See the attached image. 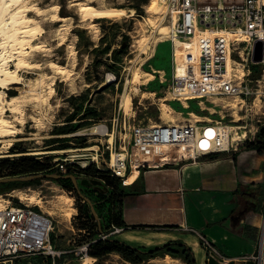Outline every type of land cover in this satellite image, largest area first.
Returning a JSON list of instances; mask_svg holds the SVG:
<instances>
[{"label":"rangeland","instance_id":"obj_1","mask_svg":"<svg viewBox=\"0 0 264 264\" xmlns=\"http://www.w3.org/2000/svg\"><path fill=\"white\" fill-rule=\"evenodd\" d=\"M157 1L162 4L158 15L148 11L154 0H26V4H35L45 10V16H37L33 11L26 13L28 17L37 21V26L42 31L31 44H42L47 50L31 51L27 54V59L38 63L39 68L21 71L24 82L32 84L41 79L43 83L37 87V91L46 96L48 95L46 84L49 82V76L53 74L47 67L48 62L53 61L66 66L69 73L66 77L55 74L52 82L54 91L48 96V103L33 102L30 96L26 98L22 106L24 123L19 125L21 131L11 136L0 137V147L3 146L4 151L18 152L48 150L55 147L69 149L96 144L103 145L105 149L109 137L98 132L88 133L90 132L88 129L103 123L110 130L112 119L116 118L113 140L117 151L118 135L123 137L125 134V141L130 137L128 125H146L170 119L181 123L195 122L194 114L201 117L202 121L196 122L199 125L214 121L219 122V125H237L239 128H232L231 134L240 135V140L248 143L264 142V63L247 60L244 73H248L246 83L250 93L242 100L232 96L201 100L173 98L170 93L174 73L171 18L165 4L161 0ZM78 3L89 7V16L82 17L79 14ZM52 5H58V14L65 18L64 21H50L49 8ZM61 24H64V29L59 35L58 28ZM163 26L168 27L167 33L160 34ZM181 45L184 49L191 46L192 52L195 48L194 43L188 41H181ZM28 50L30 51V48ZM175 50H178L176 45ZM177 59L181 61V55H178ZM13 63L14 61H10L9 66L13 67ZM184 64L189 65L185 69V74H191L194 66L192 62L186 59ZM137 71L139 81L135 82L133 75ZM147 73L152 75L150 80L147 79L150 77L146 75ZM184 77L186 76L178 79V82L180 83ZM8 87L16 94L19 92L28 94L26 90L29 85L15 84ZM123 94L131 96L128 108L122 104ZM8 96L6 91V97ZM163 103L169 106L165 113L161 110ZM70 114H74L75 119L71 124H65L66 117ZM4 115L13 120V115L9 111H5ZM123 116L126 121L125 130L122 128ZM208 119L210 121H206ZM62 125L67 127L70 134L75 132L77 134L71 137L58 136L57 130ZM60 137L64 141L62 145L52 146L53 139ZM8 142L11 143L9 146ZM235 149L234 146L231 151ZM130 152L131 147L128 150V153ZM67 153L73 155L79 151ZM140 154L144 157L157 158L177 155L172 150L159 148L142 150ZM139 155L137 152L132 160L139 159ZM91 156L90 154L88 157ZM44 157L35 156V159L39 161L48 159V164L54 163L53 156ZM100 165L105 167L103 164ZM135 165H138L137 161ZM8 173L10 172L2 171V174ZM74 176L78 189L74 188L70 178H40L35 184L0 194V207L9 198L13 205L25 203L51 217L53 243L57 249L63 251L54 264H129L116 253L104 257L89 255L87 245L98 237L101 230L109 227L110 217L116 215L120 200L116 190L112 186H107L101 177ZM83 178L97 179L101 183L97 186L82 184ZM122 183L120 180L118 189H122ZM22 195H34L35 200L29 203L26 199H20ZM67 198L71 200L67 202ZM85 198L91 203L97 218L92 214L91 206ZM82 226L86 228H81ZM110 237H113L112 234ZM5 264L48 262L43 256L24 255ZM140 264L184 263L180 258L174 257L166 261L164 255Z\"/></svg>","mask_w":264,"mask_h":264},{"label":"built area","instance_id":"obj_2","mask_svg":"<svg viewBox=\"0 0 264 264\" xmlns=\"http://www.w3.org/2000/svg\"><path fill=\"white\" fill-rule=\"evenodd\" d=\"M171 18V33L173 54L175 40H189L194 43L185 48L182 60H189L194 65L193 75L184 77L179 83L176 77L177 61L172 56L173 79L171 94L173 98L208 99L211 97H239L241 100L249 93L244 73L247 60H252L253 46L256 41L262 42V60L264 63V0H161ZM197 37V41H196ZM191 51V52H190ZM249 70H247L248 72ZM241 72V73H240ZM114 80V79H113ZM9 87L2 88L8 91ZM117 119H112L109 128L98 123L104 132H98L109 138L114 134ZM125 117L122 128L125 130ZM219 122H206L199 125L196 122L160 121L153 124L128 125L130 137L125 141L118 135V150L114 140H107L105 149L97 145L94 151H85L87 147H76L79 153L69 155L59 154L54 157L50 169L56 173L67 174L68 170L75 172L90 164L106 171L109 175L121 179L127 176L132 158L142 150H154L162 147L174 151L180 159L195 161L198 158L234 148L232 141L224 146ZM210 127L212 133L207 134ZM122 129H120L121 131ZM114 138V135H113ZM131 147V152L128 153ZM225 148V149H223ZM114 151V152H113ZM92 152L96 154L94 159ZM116 154L117 164L110 165L112 154ZM92 155L90 158L89 155ZM121 155H125L123 158ZM140 156V155H139ZM99 158V160L97 159ZM87 160V161H78ZM103 164L105 167L101 166ZM121 171L119 172V167ZM71 175V174H69ZM1 196V195H0ZM121 226L112 225L107 233L100 234L102 239L121 231ZM197 233L207 256L217 259L221 264H228L230 259L222 254L208 239ZM52 219L49 215L30 207L25 203L13 205L7 198L0 207V264L12 262L24 255H43L55 259L63 251L57 249L51 241ZM259 248L258 264H264V255ZM54 264V262H53Z\"/></svg>","mask_w":264,"mask_h":264},{"label":"crops","instance_id":"obj_3","mask_svg":"<svg viewBox=\"0 0 264 264\" xmlns=\"http://www.w3.org/2000/svg\"><path fill=\"white\" fill-rule=\"evenodd\" d=\"M156 159L147 166L139 164L141 157L138 165L132 161L121 179L124 225L113 238L143 248L178 241L190 249L195 264H221L207 256L189 227L229 257L228 264H258L259 248L264 255V151L235 149L195 161Z\"/></svg>","mask_w":264,"mask_h":264},{"label":"bare ground","instance_id":"obj_4","mask_svg":"<svg viewBox=\"0 0 264 264\" xmlns=\"http://www.w3.org/2000/svg\"><path fill=\"white\" fill-rule=\"evenodd\" d=\"M26 0H0V137L5 136H11L14 135L17 132L21 131V127L19 125H22L24 123V115H23V109L22 106L25 103V100L28 96L32 98L33 102H47L48 96L50 93L54 91V88L52 86V82L54 80V76L61 75L63 77H66V75L69 73V70L66 68V66L59 65L53 61L48 62L47 67L52 70L53 74L49 76V82L46 84L48 87V95L43 96L39 91H37V87L42 85L43 81L41 79H38L34 81V83H25L24 78L21 74V71H24V69H37L39 68L38 63L30 62L27 59V54L31 51H44L47 50L44 48L42 44L36 43L31 44L33 39L38 38L39 35H41V30L37 26V21L35 19H32L27 16L28 11H33L37 16H45V10L36 6L35 4H26ZM162 5V4H161ZM160 2L157 0L152 2L151 6L148 8V11L151 14L158 15L161 10ZM78 12L82 17L89 16L90 11L89 7L82 3H78ZM163 7V6H162ZM50 16L49 19L52 22H59L64 21L65 18L61 17L58 14V5H52L49 8ZM95 17V16H94ZM64 24L58 28L59 35L62 34V30L64 29ZM167 26H163L160 29V34L167 33ZM160 39V38H159ZM158 40V39H157ZM181 41H188L189 40H175L174 41V48L175 45L178 47V50L174 52L173 55H175L176 61L178 63L176 68V77L177 80L180 79L182 76H190L193 75L195 72L194 66H192L191 74L186 75L185 69L189 67V65L184 64V61H179L177 59L178 55H183L184 48L181 45ZM197 41V37H196ZM157 42V41H156ZM30 48V51L28 50ZM179 51V53H178ZM172 55V56H173ZM14 61L13 67L9 66V62ZM194 69V72H193ZM189 72V69L187 70ZM139 72L137 71L133 75V81L138 82L139 81ZM146 75H149L150 77L147 78L148 80L151 79L152 75L150 73H147ZM29 85V88L26 90V93L19 92L16 95L8 96L6 97V93L4 89L9 85ZM136 91L138 88L135 89ZM31 100V99H30ZM48 103V102H47ZM131 103V96L128 94H123L122 96V104L125 106V108H128ZM162 113H165L168 111L169 106L166 103L162 104ZM170 110V109H169ZM9 111L13 115V120L8 119L4 112ZM195 122H200L201 117L194 114ZM167 121H171L167 120ZM173 121V120H172ZM206 121H210L209 119ZM19 123L18 125L16 123ZM239 128V126H232V125H218V129L221 132L222 140L224 143V146L228 142H237L241 139L240 135L233 133L231 134L232 128ZM88 133H96V132H104L105 130L101 128H92L88 129ZM212 133V129L210 127L207 129V134L210 135ZM77 134L71 133L67 136H74ZM109 142L113 141V135L108 139ZM11 143L8 142L7 145L9 146ZM85 151H94L97 149L96 144H89L85 146ZM3 146L0 147V158L5 157H18L23 155H43V154H51V153H67L71 151H80L77 148H65L62 150H29V151H18V152H11V151H4ZM159 149H163L162 147H158ZM225 149V148H223ZM71 150V151H70ZM142 153V152H141ZM94 159H96V154L92 153ZM141 155V154H140ZM125 155H121L123 158ZM117 164V158L116 154H112V159L110 162V165H116ZM119 172L121 171L120 166ZM1 199V196H0ZM20 199H26L29 203H33L35 200L34 195H22ZM71 199L67 198V202H69ZM1 201V200H0ZM39 202V200H37ZM64 214V213H63ZM68 215V214H66ZM171 258V256L166 255V261H168Z\"/></svg>","mask_w":264,"mask_h":264},{"label":"trees","instance_id":"obj_5","mask_svg":"<svg viewBox=\"0 0 264 264\" xmlns=\"http://www.w3.org/2000/svg\"><path fill=\"white\" fill-rule=\"evenodd\" d=\"M137 13H140V12H137ZM7 92L9 96H13L16 94L14 91H10V90H8ZM66 118L67 120L65 124H71V122L75 119V115L70 114ZM69 132L70 131L67 129V127L65 125H62V127L58 128L57 135L68 137L67 135L70 134ZM63 142L64 141L61 137L55 138L53 139V143L51 145L61 146ZM234 146L236 149H256L259 152L264 151V142H260V141H257L255 143H248L247 141L239 140L234 144ZM56 148L60 149L62 147L50 148L48 150H53ZM13 149L14 147H12L11 150ZM216 154H211L208 156L212 157V156H215ZM35 156H40V155H23V156H19L15 158H1L0 159V178L7 177V176L29 175L32 173H46V172L53 171L50 168L54 163L48 164L47 163L48 159L46 161H39L35 159ZM41 156H45L44 158H48L51 156H53V158L55 157V155H41ZM139 157H141L142 159V160H139V164L140 165L143 164V166H147L146 164L153 162L156 156H145L144 157L143 155H141ZM177 157L178 156L175 155V158ZM171 158H174V157H160V158H157L156 160L159 162H166ZM77 168L78 170H76L75 172L68 170L66 175L71 174L73 176L82 175L85 177H96V176L101 177L102 179L105 180L107 186H112L113 189L116 190L118 194L117 195L118 199L120 200L116 215L110 217L109 227L105 230H101L99 232L98 237L93 242L87 245L89 249V255L93 257H104L111 253H116L129 264H140L143 261H147L155 257H162L164 255H169L174 258H180L184 264H195L193 255L190 249L186 247L183 243L178 242V241H169L155 248H143V247H135V246L128 245L113 237H110V235L102 239L100 237V234L107 233L110 230L112 225L114 226L124 225V222L122 220L121 200L126 195V193L123 191V189H118V184L121 178L111 176L106 171L97 169L94 166V164H90L86 168H80L78 166ZM2 171H8L10 173L2 174ZM58 174H61V173H58ZM65 179H69V178H65ZM39 180L40 178H35L32 180L23 181V182L10 181V182L0 183V194L7 192L8 190L14 189V188L35 184ZM81 228H86V227L82 226ZM51 241L53 243L52 232H51ZM34 256H43V255L39 254V255H34ZM43 257L47 259L48 264L50 263L53 264V262L59 258L57 257L52 260V258L48 256H43Z\"/></svg>","mask_w":264,"mask_h":264},{"label":"water","instance_id":"obj_6","mask_svg":"<svg viewBox=\"0 0 264 264\" xmlns=\"http://www.w3.org/2000/svg\"><path fill=\"white\" fill-rule=\"evenodd\" d=\"M262 60V42L261 41H256L253 46V53H252V61L253 62H259ZM54 178V179H65V178H70L72 179V182L74 184V188L78 189L77 187V181L76 177L73 175H65V174H58V173H32L29 175H18V176H7V177H1L0 178V183L3 182H10V181H29L35 178ZM82 184L86 185H91L94 184L95 186L99 185L101 182L97 179H81ZM85 200L89 203L91 206V203L89 202L88 199L85 198ZM91 212L92 214L97 218L93 207L91 206Z\"/></svg>","mask_w":264,"mask_h":264}]
</instances>
